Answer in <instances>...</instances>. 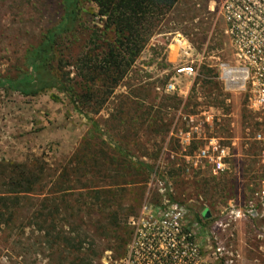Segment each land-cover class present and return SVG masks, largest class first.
Here are the masks:
<instances>
[{
	"label": "rangeland",
	"instance_id": "obj_1",
	"mask_svg": "<svg viewBox=\"0 0 264 264\" xmlns=\"http://www.w3.org/2000/svg\"><path fill=\"white\" fill-rule=\"evenodd\" d=\"M225 1L181 0L120 86L83 106L73 65L92 47L83 33L104 28L93 0H83L84 27L61 41L55 63L57 75L69 73L78 105L57 91L26 98L0 89V199L14 201L12 182L37 184L19 202H0V264H73L68 239L75 236L87 240L94 264H121L130 220L147 203L159 205L160 183L173 187L191 222L208 214L198 230L208 264H264V110L222 78L219 60L230 56ZM60 16L59 0H0L1 77L19 74L27 50ZM178 36L189 41L188 51ZM190 66L196 75L166 94L176 70ZM185 134L192 138L186 152ZM211 140L227 154L219 175L207 162L192 163Z\"/></svg>",
	"mask_w": 264,
	"mask_h": 264
},
{
	"label": "trees",
	"instance_id": "obj_2",
	"mask_svg": "<svg viewBox=\"0 0 264 264\" xmlns=\"http://www.w3.org/2000/svg\"><path fill=\"white\" fill-rule=\"evenodd\" d=\"M82 1L59 0L61 16L58 22L43 34L40 43L27 50L22 68L16 77L0 76V89L5 93H16L26 98H36L47 92L57 91L78 105L74 102L76 95L69 84V73L57 75L55 63L61 41L71 40L84 27ZM180 1L93 0L98 9L96 17L102 21L104 28L93 32L90 37L86 31L83 33L86 44L94 49L91 47V50H83L76 56L73 65L81 80L82 95L79 97L81 105L85 106L86 102L97 99L101 91L106 90L103 95L112 94L120 86L157 33L160 20L167 17ZM109 32L115 37L113 42L105 39ZM96 88L99 90L94 91ZM86 91H90L91 94L85 95ZM52 99L60 101L59 96L55 94L52 95ZM11 184L16 188L9 193L10 196H15L14 201L10 197L1 198L0 202L5 207H8L6 204L10 201L19 202L18 196L22 194L32 195L36 192L37 184L34 180L27 181L25 187L22 181ZM207 215L205 213V217ZM73 231L71 235L76 232L79 236V229ZM75 237L68 239L71 249L75 251L73 264H94L89 252L87 250L84 252L87 240L84 239L81 243V240Z\"/></svg>",
	"mask_w": 264,
	"mask_h": 264
},
{
	"label": "built area",
	"instance_id": "obj_3",
	"mask_svg": "<svg viewBox=\"0 0 264 264\" xmlns=\"http://www.w3.org/2000/svg\"><path fill=\"white\" fill-rule=\"evenodd\" d=\"M220 15L230 49L228 60H219L222 78L230 91L252 93V107L264 110V0H226ZM176 43L183 52L190 49L189 41L181 36ZM194 75L196 70L192 66L176 70L165 93L177 94L182 78ZM179 139L186 152L191 134ZM226 158V150L211 140L210 147L201 150L192 163L198 168L207 162L213 174L219 175L225 169ZM159 187L164 190L159 205L147 203L141 215L130 220L132 240L121 264H208L198 243V230L208 217L201 213L191 222L188 211L173 200V187L163 183Z\"/></svg>",
	"mask_w": 264,
	"mask_h": 264
},
{
	"label": "crops",
	"instance_id": "obj_4",
	"mask_svg": "<svg viewBox=\"0 0 264 264\" xmlns=\"http://www.w3.org/2000/svg\"><path fill=\"white\" fill-rule=\"evenodd\" d=\"M179 37H180V36H178L177 38H179ZM177 38L175 39V42L178 40Z\"/></svg>",
	"mask_w": 264,
	"mask_h": 264
},
{
	"label": "water",
	"instance_id": "obj_5",
	"mask_svg": "<svg viewBox=\"0 0 264 264\" xmlns=\"http://www.w3.org/2000/svg\"><path fill=\"white\" fill-rule=\"evenodd\" d=\"M208 217V216H207Z\"/></svg>",
	"mask_w": 264,
	"mask_h": 264
}]
</instances>
